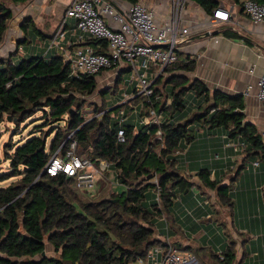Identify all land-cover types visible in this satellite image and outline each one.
Returning <instances> with one entry per match:
<instances>
[{
    "label": "trees",
    "instance_id": "16d2710c",
    "mask_svg": "<svg viewBox=\"0 0 264 264\" xmlns=\"http://www.w3.org/2000/svg\"><path fill=\"white\" fill-rule=\"evenodd\" d=\"M26 1L11 0L14 4ZM122 1L134 4L139 0ZM189 1L207 15L221 3ZM227 1L241 5L243 0ZM252 1L264 6V0ZM12 16L0 0V42ZM88 44L104 46V42L95 40ZM193 69L194 62L189 57L185 61L178 53V62L166 69L165 77L156 80L162 81V91L154 86L151 98L153 108L160 114L169 111L168 115L162 114L164 121L159 125L142 124L149 105L143 97H137L134 103L142 101L139 124L126 120L121 126L125 140L119 144V125L114 119L117 108L104 111L103 103L95 104L94 112L99 116L90 120H85L80 112L78 97L94 93L97 76L72 77L69 64L63 62L61 55L31 56L17 63L10 58L0 59V123L10 118L19 126L41 111L49 120L47 125L58 124L47 135L40 130L21 145L10 143L4 147L9 171L0 173V183L18 179L6 187L0 186V264H131L151 248L164 246L158 239L156 220L179 193L188 195L191 184L176 168V152L183 149L182 142L188 145L194 140L198 125L209 131L222 130L228 143L244 144L241 154L255 156L264 164V142L255 126L244 121L242 100L217 90L211 93L198 80L174 75ZM120 81L118 76L114 89ZM168 84L170 89L166 88ZM162 93L170 103L164 101L159 106L155 97ZM192 96V105L186 106ZM175 113L180 117L176 119ZM157 131L161 133L160 140L156 139ZM72 140L77 142L80 158H88L96 166V160L110 163L98 182L109 174L123 191L111 193L108 198L91 199L87 197L91 196L87 194L90 191H78L74 180L65 175H40L56 150L61 146V151L67 149ZM197 176L203 187L216 189L217 185L209 181L208 169H201ZM153 178L157 185L151 181ZM157 188L158 200L150 201L149 209L148 191L157 194ZM46 241L58 257L41 256ZM224 254L219 263L231 264L232 250L228 247Z\"/></svg>",
    "mask_w": 264,
    "mask_h": 264
},
{
    "label": "crops",
    "instance_id": "0c3cea01",
    "mask_svg": "<svg viewBox=\"0 0 264 264\" xmlns=\"http://www.w3.org/2000/svg\"><path fill=\"white\" fill-rule=\"evenodd\" d=\"M143 1L159 16L170 11L168 0ZM70 2L27 0L19 3L22 9L17 8L18 14L12 16L0 42V59L10 58L12 63H17L31 56H62V51L50 48V44ZM122 4L129 5L124 1ZM219 8L230 14L231 22L211 27L208 18L213 13L207 15L199 6L186 1L182 17L191 33L179 45L178 53L185 61L189 57L194 69L174 75L198 80L211 93L217 90L239 97L244 106V121L255 126L264 142V112L257 98L259 78L264 73V25H253L241 5L221 0ZM66 23L73 28L71 20ZM69 40L73 39L66 34L65 41ZM25 43L30 46L22 47ZM15 55L20 60L13 59ZM125 72L126 69L118 73L112 70L96 75V82L102 81V95L107 92L104 89L114 88L117 77ZM179 117L175 113V118ZM223 134L220 129L209 131L198 125L194 140L188 145L182 142L183 149L176 152V168L186 176L191 187L187 196L179 193L164 215L157 218L158 239L164 245L171 244L192 254L198 264H220L218 255L224 258L228 247L234 255L231 264H264V164L254 168L253 162L258 159L234 150ZM201 169L209 170V181L217 185L216 189L202 186L197 176ZM217 188L222 189L218 192ZM246 207L247 212L254 209L256 216L251 217L247 226H242L241 212Z\"/></svg>",
    "mask_w": 264,
    "mask_h": 264
},
{
    "label": "built area",
    "instance_id": "2783aa9c",
    "mask_svg": "<svg viewBox=\"0 0 264 264\" xmlns=\"http://www.w3.org/2000/svg\"><path fill=\"white\" fill-rule=\"evenodd\" d=\"M168 1L169 13L159 16L143 0L127 6L122 4V0H71L51 41L50 48L62 51L63 62L69 64L71 76L76 79L112 70L118 73L126 69L131 73L129 83L135 86L134 93L117 105L114 117L119 125L116 133L119 144L124 143L121 126L127 120L121 106L129 105L137 97H143L149 105L140 121L142 124L159 125L164 121L162 114L152 106L153 84L168 67L178 62V47L191 33L182 17L187 0ZM241 7L253 25H264V6L252 0H243ZM212 13L208 18L211 27L231 22L230 14L222 8L218 7ZM67 20L73 22V28L67 26ZM66 34L73 40L65 41ZM90 40L102 41L104 46L92 47L88 44ZM61 42H65L63 46H60ZM257 98L264 112V73L259 78ZM155 100H159L158 97ZM156 137L161 139L160 131L156 132ZM231 146L236 151L244 148L239 141ZM61 148L48 160L43 170L45 174L52 177L61 174L73 179L75 188L80 192L94 190L99 179L109 170L110 163L96 160V166L90 159L80 158L75 140L70 141L67 149L61 151ZM258 166L259 161H254L253 167ZM151 181L157 185L156 178ZM158 193L159 188L157 200ZM218 256L220 261L224 260L222 255ZM131 264H198V261L192 254L166 244L151 248L145 256L138 257Z\"/></svg>",
    "mask_w": 264,
    "mask_h": 264
},
{
    "label": "rangeland",
    "instance_id": "374dc122",
    "mask_svg": "<svg viewBox=\"0 0 264 264\" xmlns=\"http://www.w3.org/2000/svg\"><path fill=\"white\" fill-rule=\"evenodd\" d=\"M1 1L6 4V6L12 11L13 15H16L15 13L18 11L17 8H19L20 10L22 9L21 5L14 4L11 2V0H1ZM17 14H18V12H17ZM8 24H10V22ZM32 33H35V32H32ZM21 46L27 48L28 46H30V43H25V44H22ZM20 48L21 47H19V49ZM12 58L13 59L16 58V59L20 60V57H18L17 55L13 56ZM171 69H173V68H171ZM112 77L113 76H111L110 80L112 79V81H113ZM162 77H165V75L161 76L160 78H162ZM130 78H131L130 72L122 73L121 74V81L117 85V87L115 89L113 87H112V89L111 88L104 89L103 91H107V92L103 95L100 94L101 93L100 91H102V88H103V86L101 84L102 81H101V79H98L99 84L97 83L96 89L92 95H90V96L84 95V96L78 97V105L81 104L80 112H81V115L83 116V118L85 120H90L91 118L96 117V112H94L95 111V104L97 105L98 103H100L99 100H101V102L103 103L104 111H109L114 106L118 105L119 103H122L127 98L131 97L134 93L135 86L131 85L129 83ZM108 82H109V80H108ZM153 86H156V89H158L159 91H162V81H158V82L155 81ZM166 88L170 89V84H168L166 86ZM177 90H179V89H177ZM126 94H127V96H126ZM158 99L160 102L159 106H161V104L164 103V101L165 102L167 101V99H165V93H162L161 96H158ZM193 99H194V97L192 96L191 99L186 102V106L192 105L191 101ZM75 108L76 107L74 106L72 109H75ZM123 110L125 111L126 118L129 121V123H132L134 125L139 124V121H140L139 115H140V112L142 110V101L141 100H139L136 103L132 102L129 105L123 106ZM115 112L116 111H113L112 114L113 113L115 114ZM168 113H169V111H163L162 112V114H164V115H168ZM44 117L45 116H43V113L40 111V112L36 113L34 116H32L31 118H29L28 120H26L24 123H21L19 126H15V124L5 120L6 118H4V121L0 123V173H5V172L9 171V162L5 161V154H4V147L6 144L15 143V144L21 145L24 142H26L28 139L36 136L38 134L37 131L40 132V130H42L41 134L47 135L51 132V130L54 127L58 126V124L54 125V126L49 125V124L47 125L46 123L49 122V120H48V118L44 119ZM60 125H62V124H60ZM52 137H53V134L48 138V140H47L48 143H49V141H51ZM9 153H11V152H9ZM17 179L18 178H16V177L9 178L8 180L0 183V186L9 185L10 183L17 181ZM94 191L95 192L90 191L89 193H87V194L91 195V196H87V197H89L91 199L97 198V200H98L100 198L110 197L111 193H119V192L123 191V187L120 186V184H118L116 182V180L114 182L111 179V176L108 174L105 176V179L101 180L100 182H97V186H96ZM263 191H264V188H263ZM149 192H150V195L146 199L147 204L150 203V201L156 202L157 201L156 193L152 190H149L148 193ZM244 203H245L244 204V206H245L247 202L245 201ZM149 205L150 204H148L147 207L149 209H151V207ZM253 210L254 209L251 208L250 212H247L248 209L246 207L245 210H243V213L241 212L242 221H244V222H242V226H247L249 224V220H251V217L256 216V214L253 215ZM255 210H257V206L255 207ZM263 216H264V213H263ZM252 221H254L253 218H252ZM45 255L48 257H58V255L55 254L53 247L49 243H47V241H46V246H45Z\"/></svg>",
    "mask_w": 264,
    "mask_h": 264
},
{
    "label": "water",
    "instance_id": "95a60500",
    "mask_svg": "<svg viewBox=\"0 0 264 264\" xmlns=\"http://www.w3.org/2000/svg\"><path fill=\"white\" fill-rule=\"evenodd\" d=\"M117 107H118V106H115V107H113L112 109H116ZM112 109H110V110H112ZM7 121L10 122V118H8ZM44 174H45V172L42 171V173H41L40 175H44ZM41 256H45V251L41 253Z\"/></svg>",
    "mask_w": 264,
    "mask_h": 264
}]
</instances>
